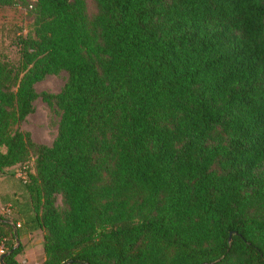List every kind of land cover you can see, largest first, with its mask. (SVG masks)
Masks as SVG:
<instances>
[{
    "label": "trees",
    "instance_id": "16d2710c",
    "mask_svg": "<svg viewBox=\"0 0 264 264\" xmlns=\"http://www.w3.org/2000/svg\"><path fill=\"white\" fill-rule=\"evenodd\" d=\"M19 30L0 173L32 166L0 238L40 230L39 264H264V0H34ZM37 97L60 111L50 145L18 128Z\"/></svg>",
    "mask_w": 264,
    "mask_h": 264
},
{
    "label": "rangeland",
    "instance_id": "374dc122",
    "mask_svg": "<svg viewBox=\"0 0 264 264\" xmlns=\"http://www.w3.org/2000/svg\"><path fill=\"white\" fill-rule=\"evenodd\" d=\"M86 2L90 5V0ZM33 6L34 0H14L11 7L0 8V59L6 57L9 61L16 62V48L11 42L13 29L20 28L18 34L32 35ZM6 31H9L7 37ZM66 78L67 74L63 70L47 74L33 85V89L36 93L56 94L62 89ZM32 105L33 111L18 124V128L27 131L33 142L50 145L56 135L60 111L55 106H47L39 97L32 102ZM3 150L4 148L1 147L0 151ZM31 166L32 161L29 160L0 173V177H5V189L8 191L4 195L3 187H0V216L6 219L12 233L21 222V216L28 206L23 186L24 179L18 174L25 172L26 176V170H30ZM55 204L59 208L63 207L59 196L56 197ZM11 221L15 222L14 225ZM5 242L4 247L7 244L19 245L13 257L17 264H39L43 260V241L40 230L24 232L15 238L10 236Z\"/></svg>",
    "mask_w": 264,
    "mask_h": 264
},
{
    "label": "built area",
    "instance_id": "2783aa9c",
    "mask_svg": "<svg viewBox=\"0 0 264 264\" xmlns=\"http://www.w3.org/2000/svg\"><path fill=\"white\" fill-rule=\"evenodd\" d=\"M24 173L21 172L20 174H18L19 177H21L22 179H24L25 178ZM4 242H5V239L4 238H0V264H4V262H3V256H4L5 252H6V249L4 247Z\"/></svg>",
    "mask_w": 264,
    "mask_h": 264
},
{
    "label": "crops",
    "instance_id": "0c3cea01",
    "mask_svg": "<svg viewBox=\"0 0 264 264\" xmlns=\"http://www.w3.org/2000/svg\"><path fill=\"white\" fill-rule=\"evenodd\" d=\"M5 177L4 176H1L0 177V187L2 188L3 187V194L5 195L6 193H8V191L5 189V181H4Z\"/></svg>",
    "mask_w": 264,
    "mask_h": 264
},
{
    "label": "water",
    "instance_id": "95a60500",
    "mask_svg": "<svg viewBox=\"0 0 264 264\" xmlns=\"http://www.w3.org/2000/svg\"><path fill=\"white\" fill-rule=\"evenodd\" d=\"M16 246H17V243L14 244V247H16ZM8 253H9V252H6V253L4 254V256L7 255Z\"/></svg>",
    "mask_w": 264,
    "mask_h": 264
}]
</instances>
